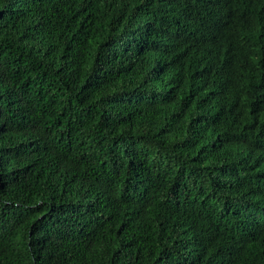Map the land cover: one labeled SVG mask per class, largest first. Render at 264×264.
<instances>
[{"label":"trees","instance_id":"16d2710c","mask_svg":"<svg viewBox=\"0 0 264 264\" xmlns=\"http://www.w3.org/2000/svg\"><path fill=\"white\" fill-rule=\"evenodd\" d=\"M0 264H264V0H0Z\"/></svg>","mask_w":264,"mask_h":264}]
</instances>
